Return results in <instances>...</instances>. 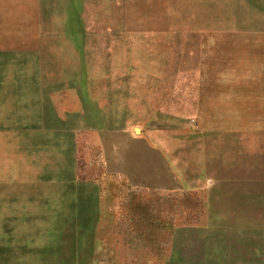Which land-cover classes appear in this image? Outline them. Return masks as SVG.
Returning <instances> with one entry per match:
<instances>
[{"label": "rangeland", "instance_id": "1", "mask_svg": "<svg viewBox=\"0 0 264 264\" xmlns=\"http://www.w3.org/2000/svg\"><path fill=\"white\" fill-rule=\"evenodd\" d=\"M0 200V264H264V0H0Z\"/></svg>", "mask_w": 264, "mask_h": 264}, {"label": "crops", "instance_id": "2", "mask_svg": "<svg viewBox=\"0 0 264 264\" xmlns=\"http://www.w3.org/2000/svg\"><path fill=\"white\" fill-rule=\"evenodd\" d=\"M165 27H167V23L165 24ZM168 31L169 30L167 28H165L164 32H161L159 35H157V34H153V31L151 29H147V30H145L143 32V34H142L143 36H141V38H140L141 42L143 44L142 45L138 44L140 49L146 53V56L148 58H150L152 63H153L152 54L161 53V55H162L164 53V56H165V59L163 61H161V66H162L163 70L161 72H159L158 77H156V79L158 80V83L156 84L157 87L154 88V85L151 84V86L148 87V89H147L150 93H152L154 95L157 94V93L164 94V97H160L161 96V94H160L156 98V100H159L161 102V103L155 105L154 108H153V110H157V111L168 110L169 97H166V95H168L169 93L170 94L174 93L177 96H179V94H180V97H181L180 101L184 102V97H183V95L185 93L184 85H185L186 81L188 82V79H189V78H185V76H184L185 71H184V67L182 65L178 66L176 63L172 64L169 61V54L170 53H169V49L167 48V46H165V45L164 46H162V45H154L153 44L154 38H157L158 36L162 35L163 33L165 35H167ZM171 66L174 69H177V70L180 68V73H181V76H182L180 78V88H179V83L178 82L176 83V87H174V84L170 85L168 83L169 68ZM196 69L193 68V69H190L188 71H189V73L194 74V72L196 73ZM174 72H176V71L174 70ZM167 76H168V78H167ZM152 77H153V75H152ZM152 77H151V80H152ZM175 80H177V79L174 78L173 81H175ZM190 81L192 82V85H193V88H194L193 96L190 97V99L194 103L192 102V103L189 104V107L187 108L188 109L187 113L179 112V113L172 114V115L182 116V117H184V116L194 117V116H198L200 114V103H199L200 99H199V96L197 95V94H199L200 80L197 79L195 81L193 79H190ZM183 108H184V106L182 108H180V109L183 110ZM122 131L123 132H129L130 130L126 129V130H122ZM20 206L21 205L19 204L18 200L11 201V202H6L5 200H0V213L2 214V216L7 215L5 217L6 221L7 220L8 221L11 220L13 222L15 221L16 224H18L19 219L21 220L23 218V213H24L23 206H21L22 208H20ZM3 219H4V217H3ZM12 241L14 243H18L19 244L20 238L19 237H16V238L13 237ZM22 242H23V240H22Z\"/></svg>", "mask_w": 264, "mask_h": 264}, {"label": "water", "instance_id": "3", "mask_svg": "<svg viewBox=\"0 0 264 264\" xmlns=\"http://www.w3.org/2000/svg\"><path fill=\"white\" fill-rule=\"evenodd\" d=\"M136 133L138 134V131L136 130Z\"/></svg>", "mask_w": 264, "mask_h": 264}]
</instances>
